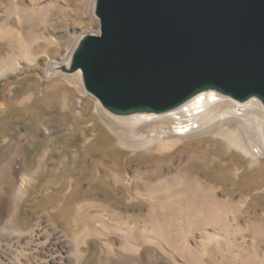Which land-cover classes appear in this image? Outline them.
<instances>
[{
  "label": "bare ground",
  "instance_id": "bare-ground-1",
  "mask_svg": "<svg viewBox=\"0 0 264 264\" xmlns=\"http://www.w3.org/2000/svg\"><path fill=\"white\" fill-rule=\"evenodd\" d=\"M94 2L85 0L84 8L85 14L96 21ZM56 10L70 13L73 18L78 13L69 0H0V79L20 72L23 64L37 63L40 55L36 48L59 46L57 38L47 36V21L35 25L33 19L35 13L49 17ZM78 40L68 46L61 61L47 62L46 72L47 76H60L80 94L91 96L83 88L79 70L69 73L60 69L68 68ZM33 97L25 96L18 100L19 104L31 103ZM94 100V111L124 148L168 149L187 139L217 135L229 148L245 154L251 166L258 165L264 156V109L258 100L238 103L214 93H201L162 114L127 117L111 115ZM79 102L80 99L74 102L73 110ZM61 107L71 110L67 97L62 98ZM231 124L236 127L230 129ZM46 133L39 128L32 135V142L35 144ZM6 141L14 149L9 166L0 168V264H84L92 256L93 240L98 242L96 264H208L204 256L216 264H264V253L256 250L245 254L232 245V232L242 228L236 223V215L242 211L239 202L233 204L227 198H219L208 181L186 172L169 173L156 182L146 181L142 189L135 184L131 199L148 204L146 222L85 202L76 206L67 231L49 213L34 217L31 225L23 228L16 217L29 192L26 186L35 184L46 165L48 149L38 156L33 169L21 173L24 146L30 140L17 124ZM113 179L122 183L117 176ZM207 226H215L217 232L208 231ZM258 231L264 235V229ZM195 233L200 235L197 247L188 241ZM172 242L175 245L168 244ZM218 249L225 253L212 255V250ZM145 251H149L147 256Z\"/></svg>",
  "mask_w": 264,
  "mask_h": 264
},
{
  "label": "rangeland",
  "instance_id": "rangeland-1",
  "mask_svg": "<svg viewBox=\"0 0 264 264\" xmlns=\"http://www.w3.org/2000/svg\"><path fill=\"white\" fill-rule=\"evenodd\" d=\"M69 1L78 12L75 17L79 20L57 10L46 14L49 17L41 13L33 15L35 25L47 21V36L57 38L59 46L36 48L40 55L37 63L23 64L20 72L0 79V168H6L10 162L14 147L6 140L17 124L30 140L24 146L21 173L33 169L38 156L48 149L46 165L37 175L35 184L26 186L29 192L16 217L17 224L27 228L34 217L49 213L53 221L67 231L76 206L85 202H94L110 213L133 215L138 221L146 222L148 204L131 199L136 185L142 189L146 181L156 182L169 173L186 172L208 181L219 198H227L233 204L239 202L242 206L241 213L236 215V223L242 228L232 232V245L245 254L256 250L264 253V235L258 231L264 229V156L258 165L251 166L245 154L229 148L217 135L187 139L168 149L124 148L94 111L93 97L80 94L60 76H47V62L61 61L68 46L71 47L83 32L98 33L97 18L95 21L85 14V0ZM28 95L34 96L33 101L21 106L18 100ZM64 97L69 99L71 110L61 107ZM78 99L80 102L73 110L72 105ZM229 126L230 129L236 127L235 124ZM39 128L47 133L34 144L31 137ZM115 176L123 184L115 183ZM207 230L217 232L215 226H207ZM196 233L188 241L197 247L200 235ZM92 242V256L84 264H96L98 242ZM168 244L175 245V242ZM218 250H212V255L225 253ZM146 252L149 251H145L144 256L148 255ZM204 259L208 264H216L208 257Z\"/></svg>",
  "mask_w": 264,
  "mask_h": 264
},
{
  "label": "water",
  "instance_id": "water-1",
  "mask_svg": "<svg viewBox=\"0 0 264 264\" xmlns=\"http://www.w3.org/2000/svg\"><path fill=\"white\" fill-rule=\"evenodd\" d=\"M98 33L68 68L114 116L162 114L201 93L264 109V0H95Z\"/></svg>",
  "mask_w": 264,
  "mask_h": 264
}]
</instances>
